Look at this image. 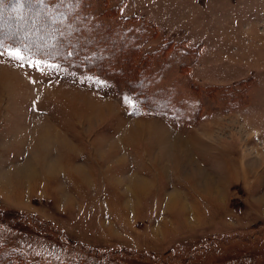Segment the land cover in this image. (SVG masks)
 I'll return each mask as SVG.
<instances>
[{
  "label": "rangeland",
  "instance_id": "obj_1",
  "mask_svg": "<svg viewBox=\"0 0 264 264\" xmlns=\"http://www.w3.org/2000/svg\"><path fill=\"white\" fill-rule=\"evenodd\" d=\"M1 1L0 264H264V0Z\"/></svg>",
  "mask_w": 264,
  "mask_h": 264
},
{
  "label": "trees",
  "instance_id": "obj_2",
  "mask_svg": "<svg viewBox=\"0 0 264 264\" xmlns=\"http://www.w3.org/2000/svg\"><path fill=\"white\" fill-rule=\"evenodd\" d=\"M16 0H2L1 2L6 4L7 6L11 3H14ZM39 1V0H38ZM41 1V0H40ZM25 12V6H23L21 8V14L23 15ZM11 13H8V16H10ZM20 42V44H18ZM77 44L73 41H70L69 39L65 40V43L61 45V47H56L54 49L51 50H41L40 55H43V57H47V59H57V60H73L76 59L77 64H81L84 65H88L93 63L98 57L95 55V52H92L88 55V57H84V53L87 52L82 50H79L80 48L76 49ZM31 45H29V43H26L24 40H19L18 38H15L13 36H7V35H3L2 37H0V49L4 50L5 48H10V47H19L20 49L24 50V51H28V50H33L30 47ZM89 51V49H88ZM77 54H79L80 56H78ZM82 54V55H81ZM103 58V57H102ZM105 59H103L104 61ZM83 63V64H82ZM145 84V82H144Z\"/></svg>",
  "mask_w": 264,
  "mask_h": 264
},
{
  "label": "snow or ice",
  "instance_id": "obj_3",
  "mask_svg": "<svg viewBox=\"0 0 264 264\" xmlns=\"http://www.w3.org/2000/svg\"><path fill=\"white\" fill-rule=\"evenodd\" d=\"M8 54H9L10 56H12L13 58L18 59V60L23 58V57L21 56L19 50L10 51Z\"/></svg>",
  "mask_w": 264,
  "mask_h": 264
}]
</instances>
